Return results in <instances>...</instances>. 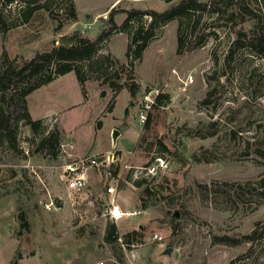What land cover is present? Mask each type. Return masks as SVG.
I'll return each instance as SVG.
<instances>
[{
  "label": "rangeland",
  "instance_id": "obj_1",
  "mask_svg": "<svg viewBox=\"0 0 264 264\" xmlns=\"http://www.w3.org/2000/svg\"><path fill=\"white\" fill-rule=\"evenodd\" d=\"M178 1L73 0L71 21L61 11L66 1L57 0L52 12L60 28L40 9L7 33L5 49L20 62L72 34L95 40L108 28L112 9L119 26L124 11L161 13ZM20 5L4 10L8 22H17ZM214 7L156 24L133 68L134 98L125 88L114 92L89 79L84 99L73 72L30 94L33 118L45 115L47 107L61 111L66 134L54 158L36 150L39 137L21 123L16 149L0 146V264H264V57L241 49L226 63L240 25L228 22L224 11L216 17ZM140 20L150 22L148 16ZM126 44L125 33L112 34L97 54L114 58L115 67L107 71H121L122 78L128 76ZM149 92L152 99L164 94L168 100L142 111ZM43 122L60 130L57 117ZM62 148L72 154L67 157ZM110 152L116 161L88 169L83 191L66 190V164ZM159 158L163 165L148 175L145 168ZM109 186L115 187L114 198L106 192ZM46 203H52L50 210ZM113 208L120 213L116 219ZM110 224L118 236L107 243Z\"/></svg>",
  "mask_w": 264,
  "mask_h": 264
},
{
  "label": "trees",
  "instance_id": "obj_2",
  "mask_svg": "<svg viewBox=\"0 0 264 264\" xmlns=\"http://www.w3.org/2000/svg\"><path fill=\"white\" fill-rule=\"evenodd\" d=\"M57 0H0V36L2 39V52L0 55V146L5 145L10 150H15L17 145L18 125L28 127L33 135L39 138L36 144L37 151H44L50 157L54 158L57 151L60 150V140L63 132L53 128L48 129L42 119L33 120L30 117L27 108V97L33 91L41 86L47 85L59 76L73 72L77 82L80 85L83 98L86 99V89L84 84L89 79L99 80L101 85H106L114 92L125 88L131 98L138 93V84L133 82V68L135 63L141 61L142 53L148 43L154 37L156 24H165L172 19L189 18V13L203 11L209 4L214 3L215 7L211 10L218 17L220 14H226V20L233 22L234 25H240L235 32V38L230 42L225 62L228 63L232 57L241 49H248L256 56L264 57V0H211L207 4L198 3L197 0H179L164 12L154 11H124L126 17L124 21L117 26L113 22L115 10L108 14V28L101 31L100 34L91 41L77 34L61 38V43L53 46L48 51H37L27 60L18 57L10 58L4 42L7 33L17 27L19 24H27L31 21L35 12L40 9L45 10L49 17L58 22L61 27V21L57 20L52 12V5ZM66 4L62 6L61 11L66 19L76 20V9L73 0H65ZM21 2L17 13V22H8L4 15V10L13 3ZM254 3L257 7L250 5ZM148 16L150 22L147 26L141 22L140 17ZM137 21L134 25L133 23ZM197 23V19L195 20ZM251 22L252 26L248 29L242 28L243 24ZM181 26L177 28V52L183 48V42L179 35ZM125 33L127 35V44L125 48V68L128 69V76L122 78L121 71L113 69L116 60L109 54L97 55L102 42L106 41L112 34ZM64 40L69 42L66 44ZM201 42L197 41L194 47ZM121 70V68H120ZM95 75L94 77H91ZM132 81V82H129ZM168 100L164 94L156 95L151 107L155 108L163 105ZM208 98L204 100L207 102ZM112 108L108 109L111 112ZM148 123V121H146ZM100 122L96 127H99ZM139 185V182L136 183ZM148 188L144 189V193ZM144 209V207H143ZM19 221L24 227L28 224L23 215H19ZM136 234V232H134ZM132 233V234H134ZM132 234L124 236V239ZM117 229L115 224H110L105 235V242H113L117 238ZM247 239H252L250 236ZM124 244L129 247L131 240H124ZM10 264H17V259H13Z\"/></svg>",
  "mask_w": 264,
  "mask_h": 264
},
{
  "label": "built area",
  "instance_id": "obj_3",
  "mask_svg": "<svg viewBox=\"0 0 264 264\" xmlns=\"http://www.w3.org/2000/svg\"><path fill=\"white\" fill-rule=\"evenodd\" d=\"M152 92L147 93L143 98V105H142V111L148 110L151 105L154 102V98H150V95ZM141 111V112H142ZM140 112V113H141ZM144 116L140 114L139 121L143 122ZM61 147V144H60ZM68 149H72V145L68 144ZM62 152L64 155L66 154V150L62 148ZM66 156L68 157L69 154L67 153ZM116 161V157L112 152L107 153L106 155L102 156H91V157H83L76 160H73L65 165L64 167V181H65V188L68 192L72 194H77L81 191H83L86 187L87 183V174L86 172L88 169H99L100 167H105L110 165L111 163H114ZM156 162L154 165L147 166L145 168V171L148 175H154L157 172L158 167H161L163 165L162 160L156 159ZM106 192L108 193L111 198H114L115 195V187L109 186L106 188ZM52 206V203H46L45 208L47 210H50V207ZM115 208H113L111 214L114 216ZM116 219V218H115ZM154 238L161 240V237L155 235ZM98 264H103L102 262H99Z\"/></svg>",
  "mask_w": 264,
  "mask_h": 264
},
{
  "label": "crops",
  "instance_id": "obj_4",
  "mask_svg": "<svg viewBox=\"0 0 264 264\" xmlns=\"http://www.w3.org/2000/svg\"><path fill=\"white\" fill-rule=\"evenodd\" d=\"M8 35V34H7ZM2 46V39H1V36H0V47ZM4 46H5V42H4ZM69 73H67V75H68ZM66 75V74H65ZM65 75H62V76H59V77H57L56 79H54L52 82H54L55 80H58V79H60V78H62V77H64ZM52 82H50V83H52ZM50 83H48V84H50ZM47 84V85H48ZM42 87V86H41ZM39 89V88H38ZM37 89V90H38ZM32 94V93H31ZM29 96H30V94L28 95V97H27V108H28V112H29V114H30V117L33 119V120H38V119H42V120H45V121H47V120H50L51 118H55V117H57V121H58V125H59V119H58V116H59V114L61 113V111H56V110H54V109H48V107L44 110V112H45V115H42V116H40V117H37V118H33V116H32V114H31V111H30V107H29ZM83 101H84V99H83ZM59 127H60V125H59ZM60 131H62V132H64L65 134H66V132L63 130V129H61V127H60ZM66 136H68V135H66ZM72 150V149H71ZM69 154V156L72 154V153H69V151H68V149H66V154ZM65 154V155H66ZM74 155V154H73Z\"/></svg>",
  "mask_w": 264,
  "mask_h": 264
},
{
  "label": "bare ground",
  "instance_id": "obj_5",
  "mask_svg": "<svg viewBox=\"0 0 264 264\" xmlns=\"http://www.w3.org/2000/svg\"><path fill=\"white\" fill-rule=\"evenodd\" d=\"M116 214H117V215H120V213H117V212H116ZM116 214H115V212H114V216H115V217L117 216Z\"/></svg>",
  "mask_w": 264,
  "mask_h": 264
}]
</instances>
